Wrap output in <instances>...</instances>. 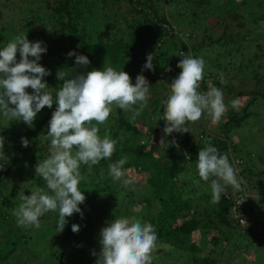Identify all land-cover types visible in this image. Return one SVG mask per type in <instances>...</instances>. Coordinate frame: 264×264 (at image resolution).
<instances>
[{"label": "trees", "instance_id": "trees-1", "mask_svg": "<svg viewBox=\"0 0 264 264\" xmlns=\"http://www.w3.org/2000/svg\"><path fill=\"white\" fill-rule=\"evenodd\" d=\"M32 5L34 9L20 7L17 11L24 14L25 29L29 30L28 40L43 41L48 45L47 55L39 63L50 70L51 74L44 79L49 86L48 91H52L54 102L57 90L63 85V81L57 79L58 71L66 72L65 79H70L77 72L102 70L107 64L129 73L134 84L149 53H154L155 70L143 69L142 74L148 80L157 82L154 92H150L147 107L135 122L130 123L131 113L114 107L106 123L98 125L99 135L103 136L107 130L111 138L118 141L116 151L110 160H102L93 166L90 173L87 166L81 165L82 175L87 176V180L79 185L86 197L85 202L79 205L83 218L79 213L66 217L68 223L61 238L64 241L68 236L76 237L87 226L94 232L96 225L98 235L87 237L88 240L76 239L82 248L78 250L75 246L69 255L59 254L54 258L55 264H81L80 259L95 245L98 254L101 250V228L118 217L137 216L142 222L154 225L157 244L161 247L153 253L152 264H165L171 249L190 253V264H215L208 257H195L201 251L191 239L196 232L202 234L213 248L220 244V240L230 241L231 231L247 241L254 238L264 243V233L256 234L254 220L255 216L264 225V158H259L262 168H252V153L232 156L237 150V144L232 141L234 131L247 123L252 115L256 116V121L264 130V0H33ZM211 18L217 19L215 25L207 23ZM33 28H40L37 35H32ZM18 32L14 31V34ZM54 36L56 39L52 43L49 40ZM0 41L2 50L9 42L6 27L0 28ZM165 43L167 46L163 50ZM171 45L176 47L175 54H169ZM73 50L87 56L91 63L86 67H77L75 56H67ZM213 51H216L215 58L208 63L210 60L203 54H213ZM182 53L203 57L206 62L200 91L206 92L211 84L223 90L226 100L238 99L242 103L239 110L229 109L226 112L218 126L219 135L202 128V122L208 124L212 120L207 114L188 125L189 133L173 132L165 136L163 132L165 106L162 101L170 94L169 84L181 71L177 64L184 58ZM223 56L229 58L227 63L230 66L238 63L240 71L246 72L249 77L228 78L219 62ZM221 72L228 81L227 85L220 84ZM243 80L251 84L252 90H247ZM27 91L32 93L30 88ZM244 98L248 100L244 102ZM55 109V103L52 108L46 106L37 114L32 127L26 124L18 130L5 128L0 114V136L5 138L4 154L7 157L6 161H0L5 165L0 170V264H13L16 258L11 261L9 258L15 253L16 245L26 246L28 242V235L14 223L16 217L12 215V210L23 202L21 195H31L38 187L48 191L46 182L35 172H29L27 185L22 181L17 183L27 188H11V176L35 167L49 156L50 140L46 135ZM195 132L200 137L197 142L192 139ZM160 136L165 138L169 147L159 144ZM21 137L29 140L28 147L22 146ZM208 142L221 154H227L235 168L241 169L238 175L244 177L246 188L250 190L245 204H239L238 198L243 194L241 190L233 196L223 194L218 204L211 203V194L205 193L200 195V202H183V188L190 186V183H184L188 176L196 180L194 188H198L199 184L203 188H211L210 182L200 180L196 168L198 152ZM186 153L190 154L188 160L185 159ZM123 157L128 158L123 166L124 178L130 181L127 186L114 182L108 174V165ZM131 172L142 175L139 182H132L129 177ZM180 174L188 175L181 185L178 182ZM135 188L145 191L141 192L142 199L137 198ZM20 191L24 193L18 195ZM119 200L122 206H119ZM201 202L205 203L204 207L200 206ZM138 206H141V211L137 210ZM47 214L54 215L57 224L58 212ZM178 218L181 221L176 224ZM72 224L79 225L80 231L74 233ZM240 228L243 230L241 233L238 232ZM12 235H20V240L12 241L9 238ZM75 256L77 259H74ZM91 256L93 260H88L86 264H96L97 256ZM43 264L53 263L46 260Z\"/></svg>", "mask_w": 264, "mask_h": 264}, {"label": "clouds", "instance_id": "clouds-1", "mask_svg": "<svg viewBox=\"0 0 264 264\" xmlns=\"http://www.w3.org/2000/svg\"><path fill=\"white\" fill-rule=\"evenodd\" d=\"M42 45L43 41L31 42L27 34L21 33L0 50V114L9 121H22L32 127L42 109L56 104L46 135L50 140V154L35 165V174L43 178L48 191L38 187L31 195H21L23 202L12 210V215L16 217L18 226L39 227L40 218L45 213L58 212L57 232L60 233L68 223L66 217L79 213L83 218L79 205L85 202L86 197L79 185L87 180V176L82 175L81 165L87 166L90 173L93 166L102 160H110L116 151L118 141L111 138L107 130L103 136L99 135L98 125L106 123L114 107L131 113L130 123L135 122L147 107L150 86L142 72L143 69L155 70L154 53L147 54L146 63L134 84L129 73L107 64L102 70L77 72L70 79H65L66 72L58 71L57 79L63 81V85L57 90L54 102L44 79L51 74L50 70L39 63L42 54L47 52L46 45ZM67 56H75L77 67L91 63L87 56L74 50ZM205 63L203 57L184 55L177 64L181 71L169 84L170 94L162 101L165 106L162 115L165 136L173 132L189 133V123L199 121L204 114L216 123L227 112L228 105L224 102L221 88L209 84L206 92L200 91ZM219 80L221 85L228 83L223 72L219 74ZM29 88L32 93L27 91ZM230 103L233 109L238 110V99ZM21 142L23 147L29 146L26 137H21ZM159 144L169 147L164 137ZM4 145L5 138L0 136V161L7 160ZM189 156L186 153L185 159L188 160ZM127 160L123 157L108 165L112 180L122 182L124 186L130 183L124 178L123 166ZM4 167V163H0V170ZM196 168L200 180L210 182L213 204L219 203L229 187L239 191L245 183L228 156L221 154L210 142L199 150ZM242 197L247 201V195ZM241 198H238L239 204L243 202ZM71 228L74 233L80 231L77 224H72ZM99 235L101 250L98 254L92 253L98 256L96 264H152L153 253L161 247L157 244L154 225L142 222L137 216L114 218L106 222Z\"/></svg>", "mask_w": 264, "mask_h": 264}, {"label": "rangeland", "instance_id": "rangeland-1", "mask_svg": "<svg viewBox=\"0 0 264 264\" xmlns=\"http://www.w3.org/2000/svg\"><path fill=\"white\" fill-rule=\"evenodd\" d=\"M28 1V2H26ZM29 1L31 3H29ZM33 0H0V28L6 27V33H9V41H11L16 35H18L20 32L23 34H27V37L29 36V30L26 28L25 29V17L23 19L24 14L18 13V9L21 8H33L32 5ZM239 1V0H238ZM217 22L216 18H211L210 20L207 21L208 24L215 25ZM14 29V30H13ZM40 28H33L32 29V35H37L39 32ZM15 32H18L16 35L14 34ZM21 34V33H20ZM56 39V36L51 38L49 41L54 43ZM1 43V41H0ZM46 45L43 44L42 46ZM48 45H46L47 47ZM167 46V44H164V48ZM1 47V46H0ZM169 50V54H175L174 51H176V47L171 45ZM48 48V47H47ZM162 50V51H163ZM48 51V50H47ZM56 51V48L54 49ZM214 54H216V51H213V54L205 52L203 55L206 57V59H209L210 61H207L210 63L213 61L215 58ZM44 55H47V52L42 54L41 60L42 61ZM19 53L17 54V59L19 60ZM30 59H32L30 57ZM234 59V58H233ZM229 58L224 57L219 59V62L222 65V71L226 73V76L228 78H241V77H246L248 76L246 72H241L240 69L238 68V63H234L233 65H228ZM225 63L227 65H225ZM206 65V64H205ZM238 68V69H237ZM221 71L218 70L217 73ZM249 77V76H248ZM149 81V86H150V92H154L156 89V84L157 82L155 81ZM244 81V80H243ZM244 84L247 87V90L251 89L252 86L248 81H244ZM52 93V91H50ZM235 100V99H234ZM248 99L244 98L243 101L246 102ZM224 102L226 105H228V110H232L233 108L231 107V100H226V95L224 94ZM242 107V103H240V106L238 110ZM227 110V111H228ZM226 114V113H225ZM224 114V116H225ZM222 116V118H224ZM1 118V116H0ZM220 119V121L222 120ZM205 119H208V117H205ZM256 116L252 115L247 123H244L243 126H241L239 129H236L234 131V136L232 138V141L237 144V150L236 153L233 152L232 156H236L239 154H244V153H252L253 156L250 157L251 159V164L252 168L253 167H258L262 168L263 164L259 162V158L262 156L264 158V155H261L262 152H264V130L261 129V126H259L258 122L256 121ZM220 121L213 123L212 120L210 123L206 124L205 122H202V128L206 132H213L216 135H219V130L218 126L220 125ZM1 123L2 125L7 128L8 130L13 128V129H22V127H25V123L22 121H9L7 117L2 115L1 118ZM190 125V123H189ZM198 126V123L197 125ZM200 128V127H199ZM198 132L192 134V139L193 141L197 142L199 140V135L197 136ZM162 138V136H160ZM227 155V154H226ZM231 163V161H230ZM239 170L238 173L241 172V169L236 168ZM25 170V168H24ZM29 172L34 173L35 172V167L32 168H26V171H21V172H15L12 174V187L11 188H17V186H21L23 188H27L26 186L23 185H18L17 183L19 181H22L23 184L27 185L28 181L27 179L29 178ZM240 175V174H239ZM142 175H138L136 173H129V177L132 180V182L135 184V182H139L141 179ZM188 175L180 174L179 175V184L181 185L183 180L186 179ZM243 177V176H241ZM188 180H186L184 183H190V186L188 189L185 187L183 188L184 191H182V199L183 202H200L201 199L199 198L200 195L202 194H211V188H203L201 184L198 185V188H194L196 184V180H192L189 176L187 177ZM244 178V177H243ZM245 181V179H244ZM192 182V183H191ZM17 184V185H16ZM193 187V188H191ZM231 188V187H230ZM243 188H246V182L241 185V194L242 196L247 195V201L249 200L250 197V190L246 188V190L243 191ZM229 189V188H228ZM228 191V190H227ZM135 194L137 195V198L142 199L143 195L141 192H145L142 189L135 188L134 189ZM236 191L231 190L228 191L229 195H235ZM24 193V191L18 192V195ZM256 195V194H255ZM243 202L241 204H245V198L242 197ZM241 201V200H240ZM200 206L204 207L205 203L201 202L199 203ZM240 204V205H241ZM123 203L121 200H119V206H122ZM207 207V206H206ZM138 211H141V206H138L137 208ZM262 210V209H261ZM12 220V219H11ZM176 224H179L181 219H176ZM254 220L257 224V229L255 230L256 234L260 235L261 233H264V225H261L260 220H257V218L254 216ZM83 222V221H81ZM14 223H17L16 219H14ZM16 225V224H15ZM241 226H244L243 224H240ZM17 226V225H16ZM87 226L84 230H82L81 233L78 235L76 234L75 236H68L66 239L63 240L61 238L62 235H64V230L60 233L57 232V224L55 222V216L53 215H48L47 213L44 214L40 218V226L35 227V226H21L23 229V232L28 235V242L25 244L16 245V251L11 256L12 258H9V261L14 260L15 261L13 264H43L44 261L48 260L51 261L53 264H55L56 259H54L56 256H58L61 253H67L69 255L72 250L76 247H78V250L82 248L80 244H77L76 239H82L84 238L85 240H88L90 237H94L98 235V232H96L98 225H96V229L93 230L89 229L91 227ZM101 227V226H100ZM28 228L27 232L25 229ZM243 230L240 228L238 230L239 233H241ZM21 232V234L23 233ZM20 234V232H19ZM231 239L230 241H223L220 240V244L217 247H212L210 246L207 241L203 238L202 234L199 233H194L192 235V242L196 243L197 246H200L201 251L197 252L195 254L196 258H210L215 261V264H264V243L261 241H258L257 239H249L248 241L242 237H239L235 231L230 232ZM17 235V234H16ZM20 237V235H19ZM19 237H15L14 235L9 236L12 241ZM89 237V238H87ZM209 239V237L207 238ZM201 243V244H200ZM4 248H6V245L3 244ZM97 245L93 246L92 248L89 249L87 253L84 254L83 258L80 259L81 264H86L88 260H93L92 259V253L95 251V248ZM23 250L24 252H21ZM170 258L164 262L165 264H190V258L191 254L186 253V252H176L175 249H171L170 252ZM168 254V255H169ZM23 255V256H22ZM78 255V254H77ZM79 257V255H78ZM98 256L96 257L97 260ZM74 259H77V256L74 257ZM162 264V263H161Z\"/></svg>", "mask_w": 264, "mask_h": 264}, {"label": "built area", "instance_id": "built-area-1", "mask_svg": "<svg viewBox=\"0 0 264 264\" xmlns=\"http://www.w3.org/2000/svg\"><path fill=\"white\" fill-rule=\"evenodd\" d=\"M243 199H241V201H242Z\"/></svg>", "mask_w": 264, "mask_h": 264}]
</instances>
